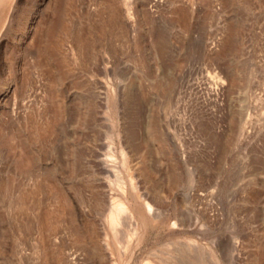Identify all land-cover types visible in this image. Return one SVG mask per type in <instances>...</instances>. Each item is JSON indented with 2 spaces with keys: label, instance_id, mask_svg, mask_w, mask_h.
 Instances as JSON below:
<instances>
[{
  "label": "rangeland",
  "instance_id": "rangeland-1",
  "mask_svg": "<svg viewBox=\"0 0 264 264\" xmlns=\"http://www.w3.org/2000/svg\"><path fill=\"white\" fill-rule=\"evenodd\" d=\"M55 5L52 56L1 54L0 264H264V0Z\"/></svg>",
  "mask_w": 264,
  "mask_h": 264
},
{
  "label": "bare ground",
  "instance_id": "bare-ground-1",
  "mask_svg": "<svg viewBox=\"0 0 264 264\" xmlns=\"http://www.w3.org/2000/svg\"><path fill=\"white\" fill-rule=\"evenodd\" d=\"M58 1L61 3V0H41V1L34 0L32 3V6L28 10L23 11V9H26L25 6H22L23 0H0V77L2 74V78H3L1 79L2 84H0V98L4 97L6 92L8 93V91H11L10 86L5 87V74L3 72L4 68H3L2 61H1V54H2V57H5L4 56L5 51H6L5 46L6 47L10 46L9 48L12 50L14 49V51L19 56L28 54L31 57H36V56H40L41 52L45 53L46 55H50V56L54 54V49L56 46V40H55V34H57L56 31L58 29L59 31L64 30L66 27V24L60 17L59 19L61 21H59L60 22L59 23L58 19L57 20L50 19V21H46L47 19H45L44 16L46 12L49 11L50 9L51 10L53 9L54 12L56 10L58 12L61 11L60 9H58L57 5L54 6V2H58ZM22 14H23V20L20 23V25L15 28L14 25H12L13 18L15 16H19ZM3 48H4V52L1 53ZM30 56H27V57H30ZM32 61L30 60V63H32ZM7 84H10V83L7 82ZM219 84L220 86H217V87L222 89L224 81L220 79ZM13 92L20 93L21 91L18 89L16 90L14 89ZM1 139L2 137H0V141ZM145 171L148 174H151V170L148 166H145ZM130 178L135 180L132 177ZM133 180H132V183L134 182ZM117 181L121 189L123 190V192L127 195L128 186L125 182L126 180L124 181V179L120 177ZM139 192L135 193V195H134V191L132 193H133V197L135 200H137L138 198L142 200L141 203H144L146 207L144 212L152 217L159 215L160 212L162 211V210H159L161 208L158 209L157 207H153V205L145 199L147 196L146 197L144 196L145 198L144 197L142 198V194ZM138 201L139 200H137V203ZM123 219L124 221L126 219H129L133 222L132 224H135L134 226L131 224L132 232L130 233L128 232V234L126 233V236L128 237V239H127V245L126 244L125 245H126V249L128 250L130 247V242L132 241L133 236L139 232L141 224L136 216V211L133 207V203L129 201V199L127 200L126 198L125 199L113 198L110 211L107 213V216H106V221L108 223V226L111 230L110 232H112V236L114 237V239L118 238V230H120L119 226L121 225ZM193 223H196V221L193 220L192 218L189 219L188 221L181 220V222H179V226L182 228H186V227H190ZM109 233L106 234L107 248L111 250L112 248L110 246L111 243L109 241V235H108ZM187 241H188V244H187L188 247L192 248V246H194L195 244V240L187 239ZM79 260L80 258L74 257L72 259V263L77 264ZM116 263L117 261H114V264ZM141 264H170V261L167 257L159 256V259L155 261L151 259H147V260L142 261Z\"/></svg>",
  "mask_w": 264,
  "mask_h": 264
}]
</instances>
